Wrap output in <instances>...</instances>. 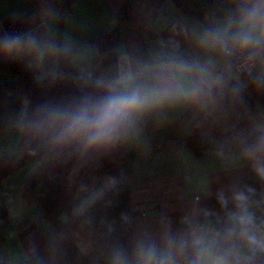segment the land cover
Here are the masks:
<instances>
[{"label":"crops","instance_id":"1","mask_svg":"<svg viewBox=\"0 0 264 264\" xmlns=\"http://www.w3.org/2000/svg\"><path fill=\"white\" fill-rule=\"evenodd\" d=\"M239 10L234 0H0V59L10 57L2 41L10 35L3 22L9 18L22 41L15 50L27 56L38 78L60 72L64 54L79 78L109 81L111 96L119 94L121 78L127 76L136 85L167 77L177 93L180 84L198 89L195 99L153 106L127 119L129 159L100 175L76 197L72 212L75 206L85 209L117 183L129 189L135 213L131 222L135 261L142 244L163 250L170 236L191 241L194 235L214 230L221 245L226 238L231 242L233 256H240L242 264H264V251L250 248L240 235V225L230 219L246 210L253 217L249 234L264 239V179L256 173L260 161H246L237 145L220 138L217 141L227 150L204 156L196 155L184 141L210 110L212 91L221 80L230 75L243 82L223 46L203 44L206 39L232 38L243 17ZM117 27V62L102 68L95 42ZM28 36L36 38L38 47L24 42ZM180 65L187 69L182 79L177 73ZM259 73L264 91V70ZM15 78L0 71V83ZM252 97L249 129L264 131L250 118L259 108L264 115V102ZM23 127L17 130L14 123L12 129L0 130V158H24L18 148ZM28 163L0 180V208L10 214V220L0 225L4 264H26L55 233L40 205L23 194L22 181L31 172ZM244 180L250 181L248 194L243 191ZM240 193L247 197L242 204L234 199ZM222 198L231 202V211L216 206ZM71 213H63L64 220ZM79 245L84 251L90 248L82 240ZM177 259L186 264L184 257Z\"/></svg>","mask_w":264,"mask_h":264},{"label":"trees","instance_id":"2","mask_svg":"<svg viewBox=\"0 0 264 264\" xmlns=\"http://www.w3.org/2000/svg\"><path fill=\"white\" fill-rule=\"evenodd\" d=\"M239 15L248 13L255 0H234ZM126 17L122 15V20ZM7 29L16 26L9 18L3 20ZM120 27L109 30L95 45L102 68L117 62L116 43ZM61 70L38 78L27 63V56L17 53L0 59V71L14 75V80L0 83V130L12 129L19 115L22 96L28 99L17 155L0 158V180L25 163L45 157L43 165L22 181L24 196L36 202L55 229L54 235L36 251L26 264H113L119 253L127 264H136L131 222L134 211L127 187L115 184L98 199L73 215L76 197L103 173L126 162L129 149L126 137L131 125L125 120L108 142L89 145L87 135L65 137L72 116L84 108L95 109L111 96V83H94L79 78L67 57L60 58ZM243 82L227 75L212 91V106L185 137L186 145L198 156L227 150L217 138L237 145L243 158L258 160L264 167V131L249 129V113L253 97L264 102V91L257 75H241ZM60 114L58 119L53 115ZM245 194L250 181L242 182ZM216 206L231 211V202L217 200ZM66 211L71 216L64 220ZM10 220L6 208H0V225ZM90 245L84 251L80 241ZM0 264H4L0 262Z\"/></svg>","mask_w":264,"mask_h":264},{"label":"clouds","instance_id":"3","mask_svg":"<svg viewBox=\"0 0 264 264\" xmlns=\"http://www.w3.org/2000/svg\"><path fill=\"white\" fill-rule=\"evenodd\" d=\"M232 40L233 46L240 49L264 44V0H255L248 13L240 19L238 32ZM2 41L6 55L18 48L22 42L19 34L5 35ZM24 42L31 48H36L39 44L36 38L31 36H28ZM218 43L224 46L225 50L227 49L222 36L214 40L206 39L203 42L204 46L211 48H216ZM186 70V66H178L177 73L180 79L183 78ZM203 78L201 76V79ZM120 87L119 94L110 96L98 108H84L72 116L61 139L87 135L89 145L108 142L117 132L118 127L134 114L153 106L195 99L198 91L195 87L185 89L180 84L179 92H174L175 86L172 81L164 76L159 77L155 83L145 85L134 84L131 76L122 77ZM59 115H53L52 119H58ZM256 173L264 179V167H258ZM234 199L242 204L247 197L240 193L235 195ZM230 219H234L240 225V235L250 248L264 251V239L249 234L248 226L253 224V217L246 210L238 216L233 214ZM233 247L227 238L224 245H221L214 230L194 235L191 241L170 236L163 250H159L155 244H142L137 253L136 264H180L177 256L184 257L186 264H242L240 256H233ZM230 256L233 258L230 259ZM113 264H127V259L118 253L113 258Z\"/></svg>","mask_w":264,"mask_h":264},{"label":"built area","instance_id":"4","mask_svg":"<svg viewBox=\"0 0 264 264\" xmlns=\"http://www.w3.org/2000/svg\"><path fill=\"white\" fill-rule=\"evenodd\" d=\"M13 22L12 20H10ZM10 35H20V31L16 26L8 29ZM227 46H223L224 54L230 59L232 68L241 75L253 76L257 75L260 80V70H264V44L249 46L247 49H240L233 46L231 37L224 42Z\"/></svg>","mask_w":264,"mask_h":264},{"label":"rangeland","instance_id":"5","mask_svg":"<svg viewBox=\"0 0 264 264\" xmlns=\"http://www.w3.org/2000/svg\"><path fill=\"white\" fill-rule=\"evenodd\" d=\"M235 74H239L238 72ZM27 110H28V99L27 97L24 95L22 96V100H21V108H20V112L19 115L17 117V121L15 122V126H17V130H19V126H24V119L25 116L27 114ZM261 109H255L252 114L250 115V118L252 119V123L254 126H264V115H262ZM46 161L45 157H38L33 159L31 162L28 163L27 165V170L31 171L29 173H32L33 171H36L37 169H39L43 163ZM82 210H78V206H75L74 211L72 212L73 215H77L81 212ZM75 212V213H74ZM69 211L64 212V215H68ZM62 219H64V217H62ZM66 219V218H65Z\"/></svg>","mask_w":264,"mask_h":264},{"label":"water","instance_id":"6","mask_svg":"<svg viewBox=\"0 0 264 264\" xmlns=\"http://www.w3.org/2000/svg\"><path fill=\"white\" fill-rule=\"evenodd\" d=\"M10 55L15 57L17 55V52L15 49H13L11 52H10Z\"/></svg>","mask_w":264,"mask_h":264}]
</instances>
